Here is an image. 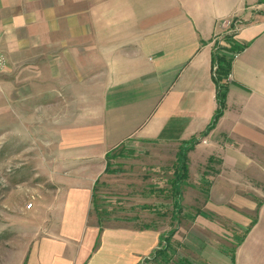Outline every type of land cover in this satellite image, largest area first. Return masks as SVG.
<instances>
[{"label":"crops","instance_id":"crops-1","mask_svg":"<svg viewBox=\"0 0 264 264\" xmlns=\"http://www.w3.org/2000/svg\"><path fill=\"white\" fill-rule=\"evenodd\" d=\"M228 36L246 48L233 61L224 115L203 136L218 109L215 43ZM0 53L10 99L35 113L23 125L45 136L55 171L69 170L55 174L57 194L32 200L36 233L22 264L155 260L167 245L156 224L96 210L108 154L157 146L176 150L175 168L196 139L190 170L206 145L264 127V0H0Z\"/></svg>","mask_w":264,"mask_h":264},{"label":"rangeland","instance_id":"rangeland-1","mask_svg":"<svg viewBox=\"0 0 264 264\" xmlns=\"http://www.w3.org/2000/svg\"><path fill=\"white\" fill-rule=\"evenodd\" d=\"M236 24L235 32L241 26ZM6 71L0 75V264H22L36 233L28 225L38 219L30 220L27 212L32 200L36 194H57L55 174L69 170L55 171V152L44 149L49 145L45 136L37 125H23L35 113L29 103L24 111L23 103L10 99L14 89H8ZM112 155L108 175L96 187V210L104 218L136 216L144 226L157 225L171 240L167 264L181 259L233 264V257L234 264H264V127L233 139L223 136L217 149L208 144L195 153L177 214L172 190L176 150L118 148ZM145 264L164 261L156 257Z\"/></svg>","mask_w":264,"mask_h":264},{"label":"trees","instance_id":"trees-1","mask_svg":"<svg viewBox=\"0 0 264 264\" xmlns=\"http://www.w3.org/2000/svg\"><path fill=\"white\" fill-rule=\"evenodd\" d=\"M225 43L226 45L224 46H222L219 41H216L215 43V50L213 54V79L217 90L218 109L216 110L212 122L208 126V129L203 134V136L207 135L210 131H212L217 125L220 118L224 115V111L226 110L227 106V95L230 87V81L228 80V77L230 74H232L233 61L246 48V46L239 45L237 41H235L233 36L226 37ZM197 143L198 141L196 139L192 140L191 142L184 143L177 154V164L175 166V180L173 184V191L175 195V211H177L176 214L180 213L182 210V206L180 204L182 198V184L189 174L188 154L194 149ZM111 157H113V155L110 152L107 156V159H110ZM211 161H213V158L210 159V162ZM252 226L246 229L242 240H244L247 234L251 231ZM174 233L175 231L170 232V238L173 237ZM164 241L167 242V245L161 250L157 251L155 255L156 257H160L161 261H164V264H167L169 263L170 259L168 256V252L171 247V240L167 238ZM232 262L234 264V257L232 258ZM179 264H190V262H188L186 259H181L179 260Z\"/></svg>","mask_w":264,"mask_h":264},{"label":"built area","instance_id":"built-area-1","mask_svg":"<svg viewBox=\"0 0 264 264\" xmlns=\"http://www.w3.org/2000/svg\"><path fill=\"white\" fill-rule=\"evenodd\" d=\"M8 66V61L6 56L3 53H0V75L3 74ZM232 79V75L230 74L228 77V80L230 81Z\"/></svg>","mask_w":264,"mask_h":264}]
</instances>
